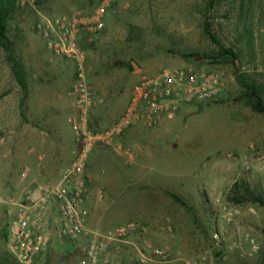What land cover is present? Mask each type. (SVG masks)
Segmentation results:
<instances>
[{
  "label": "rangeland",
  "instance_id": "obj_1",
  "mask_svg": "<svg viewBox=\"0 0 264 264\" xmlns=\"http://www.w3.org/2000/svg\"><path fill=\"white\" fill-rule=\"evenodd\" d=\"M97 1L15 0L6 16L15 63L0 46V232L17 209L8 200L19 201L36 184L55 183L76 148L69 122L75 66L53 57L34 28L60 15L89 16ZM82 47L88 82L103 100L89 112L92 130L123 113L142 73L190 67L217 70L225 81L215 101L183 106L152 129L161 130L158 135L129 130L118 138L133 154L129 163L123 150L111 147L88 156V199L102 201L107 182L113 195L124 187L123 197L133 198L131 218L115 227H95L88 211L91 230L134 224L129 244L110 247L97 264H264V207L230 199L238 181L264 201V114L246 105L239 83L255 84L264 100V0H114L99 39ZM220 47L235 52L234 64L217 55ZM145 197L155 204L145 206ZM148 217L161 220L158 232L143 223ZM56 220L52 207L50 244L31 264H81L88 239L59 238ZM0 262L20 264L1 236Z\"/></svg>",
  "mask_w": 264,
  "mask_h": 264
},
{
  "label": "built area",
  "instance_id": "obj_2",
  "mask_svg": "<svg viewBox=\"0 0 264 264\" xmlns=\"http://www.w3.org/2000/svg\"><path fill=\"white\" fill-rule=\"evenodd\" d=\"M112 1L98 0L89 16L80 13L60 15L43 19L34 28L53 57L68 59L75 66V78L69 90L74 101L69 122L75 130L76 148L71 162L55 183L36 184L19 201L8 200L17 209L7 226L6 246L20 264L33 263L50 244L52 234L46 226L52 207L57 214L55 223L59 238L69 241L88 239L81 264H97L102 257H107L110 247L118 249L122 244H129L127 238L134 224L118 226L105 233L87 227L88 156L96 147H111L123 150L129 163L133 154L116 142L118 138L132 128L151 129L164 121H171L183 106L214 101L224 89L223 75L217 70L177 67L142 73L132 87L123 113L106 128L92 130L88 126L89 112L103 100L88 82L82 45H93L99 39L104 29L106 9ZM96 197L102 199V192L99 191ZM153 256L164 258L160 250H154Z\"/></svg>",
  "mask_w": 264,
  "mask_h": 264
},
{
  "label": "trees",
  "instance_id": "obj_3",
  "mask_svg": "<svg viewBox=\"0 0 264 264\" xmlns=\"http://www.w3.org/2000/svg\"><path fill=\"white\" fill-rule=\"evenodd\" d=\"M15 0H1L0 4V46L7 52L8 60L11 63H15L14 60V53L10 44V41L7 36V23H6V16L11 9V7L14 5ZM218 56L229 59L233 64L237 58V55L235 52L230 48H224L220 47L218 50ZM129 67L132 69V65H129ZM13 73L16 76V79L20 84H22V78L20 71L16 68V65L13 64L12 66ZM240 85L244 88V92L242 94V97L246 103V105L250 106L254 111L257 113L264 114V100L260 95L258 87L249 82H245L240 79L239 81ZM215 101V100H214ZM244 187V194L240 196V188ZM231 191L233 193V196L230 198L231 201L235 203H240L243 200H250L254 203H258L260 206L264 207V201L256 196L249 188L246 186V184L242 185V182L236 181L231 188ZM167 195L178 205L185 206L184 203L181 201V199L171 193L167 192ZM1 238L5 239L7 238V229L0 232ZM0 264H6L3 262H0Z\"/></svg>",
  "mask_w": 264,
  "mask_h": 264
},
{
  "label": "crops",
  "instance_id": "obj_4",
  "mask_svg": "<svg viewBox=\"0 0 264 264\" xmlns=\"http://www.w3.org/2000/svg\"><path fill=\"white\" fill-rule=\"evenodd\" d=\"M155 128L147 129V128L136 127V128H132L131 130H137L141 133H147V134L150 133L153 135H158L161 132V130H152ZM104 149L105 148H100V154H104L103 151ZM108 184H109L108 182L104 184L105 191H104V198L102 201L96 199H95L96 201H92L90 199H87L85 203V207L87 208L90 214L89 223L95 224V227L97 228H107L111 226L115 227L117 226V224L131 218L129 212L132 211L131 208L132 203L130 202L129 204V200H133V198H129V196L127 198L123 197L124 187L118 188L116 193L113 195L112 186ZM145 198H146L145 201H141L143 202V204H145V206L155 204V201L153 200L149 201L147 197ZM158 208L159 206L156 208V210ZM145 222H147V224H150L149 226L152 229H154V232L159 231L160 229L159 225L161 220L159 221V219L148 217L144 219L143 223Z\"/></svg>",
  "mask_w": 264,
  "mask_h": 264
}]
</instances>
